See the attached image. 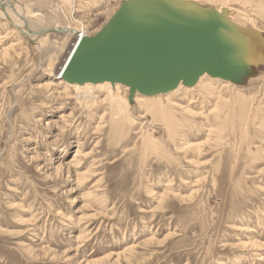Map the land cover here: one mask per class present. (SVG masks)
I'll use <instances>...</instances> for the list:
<instances>
[{
    "label": "rangeland",
    "instance_id": "1",
    "mask_svg": "<svg viewBox=\"0 0 264 264\" xmlns=\"http://www.w3.org/2000/svg\"><path fill=\"white\" fill-rule=\"evenodd\" d=\"M122 1H67L59 21L97 34ZM190 1L264 38V0ZM39 47L0 18V264H264L262 60L132 100L89 84L90 106Z\"/></svg>",
    "mask_w": 264,
    "mask_h": 264
},
{
    "label": "water",
    "instance_id": "2",
    "mask_svg": "<svg viewBox=\"0 0 264 264\" xmlns=\"http://www.w3.org/2000/svg\"><path fill=\"white\" fill-rule=\"evenodd\" d=\"M212 6L190 0H126L96 36L75 46L59 76L69 84L109 82L157 96L205 75L239 83L264 62V38Z\"/></svg>",
    "mask_w": 264,
    "mask_h": 264
},
{
    "label": "bare ground",
    "instance_id": "3",
    "mask_svg": "<svg viewBox=\"0 0 264 264\" xmlns=\"http://www.w3.org/2000/svg\"><path fill=\"white\" fill-rule=\"evenodd\" d=\"M67 1L71 3L74 0H56L55 18H51V16L47 17L46 14L43 13V0H18V3L14 2L13 0H0L1 19L11 23L15 28L19 29L30 39L31 42L40 46L39 48H41L42 45L44 46L45 43L48 45L51 44V47L54 48L52 54L56 55V59L55 65L53 67L55 68V78L57 77L59 82H64L63 77L59 75L62 71L63 65L70 57L79 41L84 38L94 37L99 33H89L84 29H79L78 27L67 25L59 21V10L62 8L61 6L63 4L67 3ZM56 38L61 41L60 46H56V42L52 41ZM2 55L7 56V53L5 52V54ZM45 84L47 87L54 85L53 82H47ZM73 85L75 86L74 88H76L78 91H81L79 94H77L80 102L90 106L93 104L95 105L98 97L89 92L91 90L89 84ZM245 118L247 119V117ZM59 167L62 168L63 166L60 164ZM22 223L27 224L29 222L22 221ZM255 245L258 246L259 244ZM259 246L262 247V245ZM29 252L32 253L34 251L30 250ZM87 264H91V262H88Z\"/></svg>",
    "mask_w": 264,
    "mask_h": 264
}]
</instances>
